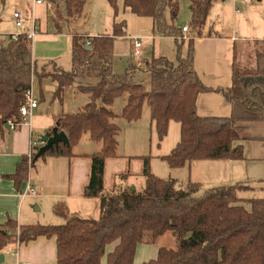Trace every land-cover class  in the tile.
<instances>
[{"label":"trees","instance_id":"trees-1","mask_svg":"<svg viewBox=\"0 0 264 264\" xmlns=\"http://www.w3.org/2000/svg\"><path fill=\"white\" fill-rule=\"evenodd\" d=\"M58 19L80 18L87 0H45ZM119 0H107L112 9V32L96 37L71 38V68L63 70L52 64L38 68L32 57L31 41L26 34L15 40L0 38V139L9 121L20 120L19 108L33 78L40 83L49 78L56 83L53 99L60 103L64 91L77 79H96L94 85H80L89 101L76 113L57 118L56 126L67 136L69 147L59 144L46 157H74L72 148L83 135L101 143V150L89 159L88 181L82 194L99 200L98 218L68 215L65 208L54 206L55 215L64 219L59 225L17 226L13 220L0 225V252L13 244H26L39 237L54 238L56 264H133L137 246L145 234L156 242L164 234L175 236L174 247H160L155 259L143 264H264V198L242 199L241 184L207 189L200 193L198 183H179L161 179L150 170V156L134 157L141 162L140 175L145 185L140 192L105 191L104 174L108 159L115 158L119 126L116 118L135 122L143 107L149 109L150 123L159 143L167 136L169 124L179 125V141L171 152L160 157L169 169H180L193 161L244 160L240 142L264 137L248 136L247 129L264 124V51L255 53L252 68L233 65L232 84L225 90L206 87L194 68V39L203 35L209 11L216 0H186L190 4L189 37L184 40L175 22L180 2L184 0H121L124 9L148 17L153 31L175 40L174 61L165 57L144 59L145 68L128 65L122 74L112 71L113 46L125 36V20L116 21ZM60 5L63 6L62 10ZM166 14L169 16L167 21ZM58 33L61 27L53 19ZM86 38L91 45L86 47ZM186 45L184 55L182 46ZM137 72L149 76V89L134 81ZM219 92L231 105L229 117H200L197 100L201 94ZM125 103L117 115L112 106L117 99ZM35 153L24 156L12 175L7 176L16 189L27 179L37 162ZM123 174L120 177H128ZM18 230V235L14 230ZM113 246L111 252L107 248Z\"/></svg>","mask_w":264,"mask_h":264},{"label":"crops","instance_id":"crops-1","mask_svg":"<svg viewBox=\"0 0 264 264\" xmlns=\"http://www.w3.org/2000/svg\"><path fill=\"white\" fill-rule=\"evenodd\" d=\"M0 1L4 4L5 0ZM20 1H14L16 9ZM26 1H30L34 9L42 5L35 4L34 0ZM117 4L116 20H125L126 28L125 36L115 40L113 52L118 56H124L126 63L124 65L121 61L122 71H115L113 58L112 71L114 74H122L128 65L139 66L138 62L140 60L151 57H165L169 61L175 60L177 46L173 38L155 34L151 18L137 17L131 14L128 9L123 8L121 0ZM97 9L100 10L102 17H99L98 22H92L89 26L88 23L86 25V21L82 22L81 32L63 33L61 29L60 33L56 30L51 34L41 33L39 25L35 23L37 31L40 32L38 36L35 35L37 37L35 41L34 38L31 40L32 57L36 64L41 67L47 63L48 66L55 64V66L65 70L64 59L67 56L70 57L71 66L72 36L96 37L111 34L113 13L107 0H87L83 12ZM210 12L214 16L211 21L207 19L205 28L206 26L208 28L203 31L201 37L194 39V68L199 79L206 87L225 90L230 88L232 84L233 65L252 68L255 64V53L264 46V0H250L248 3H243L241 0H217L213 3ZM15 13L20 14L14 11L13 15ZM27 14L20 15L25 22H29L28 26L30 28L31 19ZM13 15V20L10 16L8 20H10L11 25L14 24L17 29H21L24 21L21 27H17ZM167 21H169V16ZM208 21H210L209 26ZM175 24L179 28L184 26L189 28V20L181 26L177 22ZM213 24L216 25L215 31L212 27ZM29 28L21 31V34H26ZM209 29L212 31H209ZM5 30L6 27L0 22V38L2 39L18 35L10 33V31L7 33ZM186 37L188 38V36ZM187 38L183 39L186 40ZM134 40L139 41L141 44L140 56L136 61L131 62V58L128 56L134 52ZM239 46L246 49L249 63H245L243 59L237 62L236 52ZM185 48L186 45L184 44L181 49L182 55L185 53ZM134 80L142 84L145 90H147L145 86L149 87V76L146 72H137ZM41 83H48L46 84L47 95L42 90L38 92V105L32 112L28 123L14 132L6 130L0 139V225L5 224L7 220H13L17 226L62 224L64 219L53 212L54 206L58 204L65 208L68 215L96 219L100 214L99 200L86 198L82 194L83 187L88 181L89 159L80 156L92 155L102 148L101 143L90 141L87 135H83L72 148L74 157H46L37 160L29 169L27 179L19 189H16L13 182L7 178V176L14 173L17 163L24 156L27 157L33 153L32 144L38 143L39 145V138L45 131L49 133L53 128H57V118L78 112L89 101L88 95L77 89L81 84H75L74 82L70 85L75 86L70 94L74 98H78H75L77 103L73 107L66 100L64 94L61 103L53 99V93L57 86L55 82L48 78L43 79L39 84L41 85ZM87 85L89 84L84 86ZM196 108L200 117H229L231 114V105L219 92L201 94L198 97ZM142 119L141 115L139 120L130 123L119 118L114 120L120 130L117 136L116 156L108 159L105 164V191H111L116 187L119 191L138 192L144 188L145 179L140 175L141 162L132 160L134 157L142 156L140 154H143L146 148L150 147L146 137L147 126L150 129L152 128L149 113V122H144ZM254 127V125H251L247 129L248 136H253L250 131L254 130ZM176 129L179 132V125ZM80 141H82V145L77 146ZM256 143L261 145L256 146ZM240 144L243 147L244 160L193 161L180 169H169L171 174L166 179H175L179 183H198L201 189L204 188V191L236 184H241L245 189L251 190L254 184L264 183V142L249 140L240 142ZM131 162L135 163H133L134 166L132 165L131 176H126L117 182H107L109 169L112 175H119V172L125 171L131 165ZM28 183L35 188L36 196H22ZM164 235L155 243L151 241L149 236H144L136 248L133 264H143L155 259L158 249L164 247L160 242ZM13 247L5 252L4 250L0 252V255H3V262L0 264H56V243L53 237H39L26 244H13ZM112 250L113 246L107 248V252ZM101 264H106L105 258L101 260Z\"/></svg>","mask_w":264,"mask_h":264},{"label":"rangeland","instance_id":"rangeland-1","mask_svg":"<svg viewBox=\"0 0 264 264\" xmlns=\"http://www.w3.org/2000/svg\"><path fill=\"white\" fill-rule=\"evenodd\" d=\"M14 1L15 0H5L4 4L1 3L0 1V22L6 27V32L8 33L10 31V33H16V34H21L23 30H26L27 28H29V22H25L24 19H22L23 17H21V15H26L29 16V19L35 21V23H37V25H39V29L41 33H48L51 34L54 32L55 27L53 25V22L51 19H53L57 24H59V26L62 28L63 33H75V32H81L80 28H81V23L86 21V25L88 23V26L94 22H98L99 17H102L100 15V10H92L90 12H88L87 10H85L80 18H74L73 20L69 19H65L63 17V19H58L57 16L54 14V8L51 4H48L45 0L43 1V4L40 6H37L36 9L33 8L32 4L30 1H26V0H21L18 8L16 9L15 5H14ZM217 1V0H216ZM63 6L60 5V9L62 10ZM190 4L188 1L184 0L181 2L180 4V9H179V13L177 16V20L176 22L179 23V25H183V23H185V21L190 20ZM14 11L19 12L21 15V21H24V24L22 26L21 29H17L14 24L11 25L10 20H8L9 16L12 18L13 20V13ZM210 15L208 14V20H212V17L214 16L210 11H209ZM85 16V18H84ZM166 17L168 18V14H166ZM84 18V20H83ZM30 21V20H29ZM119 21V20H116ZM210 21H208V26L210 25ZM15 23V22H14ZM83 25V24H82ZM85 25V26H86ZM216 25L213 24V30H216ZM208 27L206 26V28H203V31H205ZM31 30V27L29 28V30H27V33ZM48 31V32H47ZM209 31H212L211 29H209ZM26 32V31H25ZM24 32V33H25ZM40 32H37V36ZM37 39V37H34V41ZM126 45V42H125ZM123 45V46H125ZM264 51V46L261 47L259 50H257L258 53L263 52ZM237 62L239 60H242L245 63H249V56L248 54L246 55V49L243 48L242 46L237 47ZM131 58V62H133L134 60L136 61L137 59L133 57V52L131 53L130 56H128ZM144 60V59H143ZM143 60H140L138 62L139 67L145 68V65L143 64ZM249 60V61H248ZM65 61V65H66V69L65 70H69L70 69V57L67 56L66 59H64ZM125 65L126 63V58L124 56H118L116 54H114V69L115 71H122L121 67H122V63ZM39 64V63H38ZM43 67V66H42ZM120 67V68H119ZM247 67V66H246ZM245 67V68H246ZM38 68H41L40 65H38ZM248 68V67H247ZM46 72H52L53 73V67L52 66H46ZM48 79V78H47ZM137 80V79H136ZM134 80V81H136ZM96 79H77L75 82V84H81V85H94L96 83ZM48 84V83H46ZM46 84L45 83H41V85L38 83V79L37 78H33L32 81V87H33V92L35 93V95L37 96L38 92L40 90H42L44 92L45 95H47V89H46ZM143 86V85H142ZM75 86L72 85L69 88H67L64 91V97H66V100L69 101V103L71 105H73V107L76 105V100L75 98L77 97H73L70 92L72 90V88H74ZM145 88L148 90L149 87L145 86ZM69 94V95H68ZM81 96V95H80ZM74 98V99H73ZM78 99V98H77ZM125 103V98H120L117 99L113 106H112V110L114 113L118 114L120 113V109L121 107L124 105ZM148 113H149V109L148 107L145 105L143 107V111H142V120L145 122H149L148 120ZM254 130L250 131V134L253 136H258V137H263L264 136V124L263 123H256L254 125ZM178 128L177 123H171L170 127L168 129V134L167 136L163 139V141L161 143L158 142L156 134L154 132L153 127L150 129V127L147 126V130H146V137H147V142L148 144H150L149 148H146V151L143 154H140L142 156H150V170L151 172L156 176L159 177L161 179H166L170 176L171 174V170H169L167 164L165 162H163L162 160L158 159V157H161L163 155H167L170 153V151L175 147V145L178 142L179 139V132L176 129ZM83 140V139H82ZM37 142V141H36ZM82 145V141H80V143L77 146ZM261 144L256 143V146H260ZM148 146V145H147ZM141 157V156H139ZM135 161V160H134ZM134 162H131V165H129L125 171L123 172H119V175H112L111 174V170L109 169V173H108V177H107V182L111 183L112 181H120V179H122L120 176L123 174H128V176L132 175V165ZM135 164V163H134ZM141 164V163H140ZM134 166V165H133ZM115 168V167H114ZM113 170V169H112ZM135 178V176H133ZM137 179L140 180V178H138V176H136ZM173 178V177H172ZM139 180L137 181L139 183ZM142 180V179H141ZM261 184V185H260ZM258 184H254L252 189H243L237 192V196L239 198L242 199H254V198H264V183H260ZM142 191V190H141ZM204 191V188H202L200 190L199 194H202V192ZM140 192V191H138ZM16 233V236L18 235V230H14ZM145 236H149V234H145ZM150 237V236H149ZM161 244L164 247H174L175 245V236L173 235V233L168 232L164 235L163 238H161ZM11 248H14L13 245H9L4 249V252L7 250H10Z\"/></svg>","mask_w":264,"mask_h":264},{"label":"built area","instance_id":"built-area-1","mask_svg":"<svg viewBox=\"0 0 264 264\" xmlns=\"http://www.w3.org/2000/svg\"><path fill=\"white\" fill-rule=\"evenodd\" d=\"M243 3H248L250 2V0H241ZM35 4L40 5L43 4L42 0H34ZM14 18L16 19V26L17 27H21L22 25V21H21V17L20 14L15 13ZM181 31L184 35L183 38H187L186 36L189 37V33L190 30L188 27L184 26L181 28ZM37 29H36V25H35V21L34 19L31 20V30L26 33V37L27 39H29L30 41L35 37L36 33H37ZM18 35H12L9 37V39L11 40H15L17 38ZM84 45L86 47L91 45V38H86ZM140 47L141 44L139 43V41L134 40L133 43V56L138 59L140 56ZM38 105V100H37V96L35 95V93L33 92V87H32V83L30 88L25 92L24 94V102L22 103V105L19 108V116H20V120H16V121H9L7 124L8 130L9 131H16L18 130L21 126L25 125L28 123V120L31 118L32 112L37 108ZM40 146V143L38 145V143H33L32 147H33V153L29 154L28 160L29 162L31 161V156L32 154L36 153V147ZM37 192L35 190V188L30 185V183L27 184V188L25 190V192H23L22 196H36Z\"/></svg>","mask_w":264,"mask_h":264},{"label":"water","instance_id":"water-1","mask_svg":"<svg viewBox=\"0 0 264 264\" xmlns=\"http://www.w3.org/2000/svg\"><path fill=\"white\" fill-rule=\"evenodd\" d=\"M8 130V127H5ZM40 146L36 147L34 161L44 156L51 148H57L59 144L69 147V141L64 132L59 131L58 128H53L49 133L45 131L39 138ZM3 262V255H0V263Z\"/></svg>","mask_w":264,"mask_h":264}]
</instances>
